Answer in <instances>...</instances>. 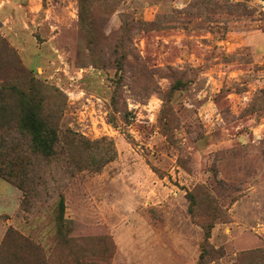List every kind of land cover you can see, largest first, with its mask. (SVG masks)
<instances>
[{
	"label": "rangeland",
	"instance_id": "rangeland-1",
	"mask_svg": "<svg viewBox=\"0 0 264 264\" xmlns=\"http://www.w3.org/2000/svg\"><path fill=\"white\" fill-rule=\"evenodd\" d=\"M12 87L0 264H264V0H0Z\"/></svg>",
	"mask_w": 264,
	"mask_h": 264
},
{
	"label": "trees",
	"instance_id": "trees-1",
	"mask_svg": "<svg viewBox=\"0 0 264 264\" xmlns=\"http://www.w3.org/2000/svg\"><path fill=\"white\" fill-rule=\"evenodd\" d=\"M11 95L20 97V114H23V117L18 123L19 129L24 135L30 136V148L32 152L34 154L39 153L41 156L47 158L53 157L55 155L53 146L58 142V137L51 127L50 122L41 117L39 104L36 103L35 100L30 99L29 92L21 91L14 87L0 89V99L6 100L10 98ZM10 109L15 110L14 107ZM0 110L5 112V114L8 113L5 107H0ZM9 125V121L5 120L3 123H0V130L3 131L6 130V128L8 129ZM5 143H7V140L0 138V146L7 148L5 145L8 146V144ZM19 146L20 145H16L13 147V145H11L7 149L13 151L19 148ZM10 171L4 172L0 170V177L7 181H12L20 190H23V177L19 178ZM211 229L212 227L210 226H204L206 240L211 236Z\"/></svg>",
	"mask_w": 264,
	"mask_h": 264
}]
</instances>
